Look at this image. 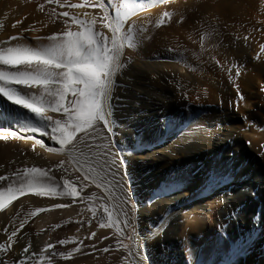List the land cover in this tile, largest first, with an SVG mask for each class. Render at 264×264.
I'll return each mask as SVG.
<instances>
[{"label":"bare ground","instance_id":"bare-ground-1","mask_svg":"<svg viewBox=\"0 0 264 264\" xmlns=\"http://www.w3.org/2000/svg\"><path fill=\"white\" fill-rule=\"evenodd\" d=\"M114 5H127L115 38L101 20L105 9L116 16ZM79 20L109 37L105 54L120 44L111 103L127 184L97 169L81 190L70 145L57 151L40 132L63 111L45 104L37 114L0 93V262L105 264L103 249L132 233L123 213L135 204L133 247L117 250L128 264H264V0H0V48L40 51L49 36L83 31ZM34 63L50 61L0 53V71ZM35 83L0 88L35 102L51 87ZM66 135L53 139L63 145ZM32 175L58 192L68 179L77 195L37 196L27 191ZM109 213L116 223L104 229Z\"/></svg>","mask_w":264,"mask_h":264},{"label":"snow or ice","instance_id":"snow-or-ice-1","mask_svg":"<svg viewBox=\"0 0 264 264\" xmlns=\"http://www.w3.org/2000/svg\"><path fill=\"white\" fill-rule=\"evenodd\" d=\"M126 6L114 5L117 12L115 17H109L105 9V15L101 18L102 26L111 31L113 38L121 31V25L125 24L126 16H122L121 9ZM101 8H104V6L101 5ZM63 15L67 16L68 14L63 13ZM76 22L83 26V31H69L60 37L49 36L47 37V45L39 47L42 49L40 51L26 47L17 49L8 47L6 50L0 48V53L5 55H8L11 50L12 53L29 57H43L50 61L48 65H37L34 63L27 66L28 72L17 71L19 68L14 71H0V73L15 72V75L0 77V80L7 82L9 85H24L27 88L33 87L34 84H39L35 83V81H46L47 83L44 85L51 86L45 87L44 92L41 93L35 102H30L24 97L15 95L4 88H0V93H3L14 103L22 105L37 114L44 113L45 104L53 112L63 111L64 118L54 122L48 135L51 141L59 145L57 151L63 150L65 145H70L69 155L74 160L73 168L75 172L81 174L78 177L81 190L87 186L86 182L89 180L90 175L91 179L96 181L99 172H103L105 178L111 176L112 180L123 189L128 179L124 170L126 162L120 159L119 153L121 150L113 142V136L116 135V132L114 131L115 122L113 120L114 106L111 103L115 86L114 74L118 67L116 61L119 58L115 55V49L105 54L104 49L100 47L101 40H103L105 48H107L109 37L102 31L93 32L92 24L95 23V20L87 24L83 20ZM36 39L40 40L41 38L37 37ZM127 46L133 45L129 42ZM261 50L264 52V46H261ZM53 66L58 67L60 71L53 72L51 70ZM69 92H71L72 98L68 100V105L65 107L63 102ZM37 104L40 107H36L35 105ZM82 104L86 105L85 110L87 113L83 117L79 110ZM31 131L34 132L36 130L33 129ZM65 131L68 132V135L63 136V145H61L53 137H61ZM77 133H81V135L77 136ZM11 134L14 135V133ZM74 137L75 141H73ZM72 150H75V155ZM60 167L64 168L63 162H61ZM97 169H99V172ZM64 170L67 171L66 168ZM46 177L29 176L27 187L38 186L40 190L36 191L37 196L66 195L73 198L76 197L77 188L72 185L70 180L66 179L68 186L65 187L63 185V189L58 192L55 186H50L49 183L45 182L47 181ZM3 191L15 195L11 188H6ZM17 191L23 192L24 186L22 185ZM124 197L125 199L121 201V204H129L132 198L127 190H124ZM54 207L57 206L54 205ZM60 207H63V205H60ZM135 208V204H132L123 213L126 217L125 227L132 230L133 238L136 225L132 217L135 215ZM105 211L107 212L108 209L105 208ZM114 223L116 221L112 219L111 213H109L108 222L100 226L111 227ZM66 242L65 240L60 241L61 244ZM5 248V244H0V249ZM139 264H147V261L141 259Z\"/></svg>","mask_w":264,"mask_h":264},{"label":"rangeland","instance_id":"rangeland-1","mask_svg":"<svg viewBox=\"0 0 264 264\" xmlns=\"http://www.w3.org/2000/svg\"><path fill=\"white\" fill-rule=\"evenodd\" d=\"M57 15H59L60 17H64V19H65V22L69 25V23H68V20L67 19H69V21H70V19H71V15L70 14H68L67 16H62L60 13V9H57V10H55L54 11ZM70 15V16H69ZM92 30H93V32L94 31H98L97 29H96V27H95V25L94 26H92ZM119 45V47H120V44H116V46H114V44H113V46H112V49H115L117 46ZM111 49V50H112ZM108 54V53H107ZM116 55V54H115ZM123 56V55H122ZM119 60L120 59H118L117 61H116V63H117V65H118V62H119ZM117 69H121V67H117ZM74 83V82H73ZM81 95H83L82 93H81ZM70 97V98H69ZM72 98V94H71V92H69L66 96H65V100L67 101V105H68V100L69 99H71ZM79 110H80V114H81V116L83 117V116H85L87 113H86V110H84V108H83V104L80 106V108H79ZM70 111H71V109H70ZM40 132L43 134V135H45L46 137H48V139H49V135L48 134H50V131L49 132H47V131H43V130H41L40 129ZM67 134H68V132H67ZM53 138H55V136L53 137ZM49 141H50V139H49ZM51 142V141H50ZM53 143H55L54 141H52V143L51 144H53ZM35 176H38V175H35ZM45 182H47V183H49V185L50 186H55V187H57L56 186V182H53V180L51 179H47V181H45ZM37 189H39V187L38 186H36V185H32V186H30L29 187V189L27 190V191H30V190H37ZM88 201V205H89V207L90 208H92L93 207V203H91L90 202V200H88V198L86 199V202ZM104 224H106V223H104ZM104 229L105 228H108L107 226L106 227H103ZM133 247V233H129V235L124 239V240H122L121 241V244H120V246H119V248L118 249H123V250H126V251H130L131 250V248ZM106 249H108V250H106L105 251V248L103 249L105 252H106V254L108 255V258L107 259H105L106 258V256L104 255V262H106L105 264H107V261H108V264H109V262H112V264H128V262H127V259L126 258H124V259H121L119 256H118V254H117V250L118 249H115V247H108V248H106ZM102 250V251H103ZM105 252H103L104 254H105ZM102 254V253H101ZM101 254H99V255H88V257L87 258H85L83 261H85L86 260V262H89V261H91L93 258V260H95V259H97V258H102V256H101ZM103 255V254H102ZM91 256H93V257H91ZM90 257V258H89ZM102 258V259H103ZM88 259V260H87ZM90 259V260H89ZM116 259V260H115ZM106 260V261H105ZM109 260H111V261H109ZM114 260V261H113ZM117 261V262H116ZM115 262V263H114ZM111 264V263H110Z\"/></svg>","mask_w":264,"mask_h":264}]
</instances>
